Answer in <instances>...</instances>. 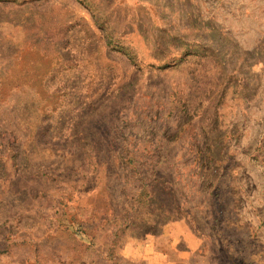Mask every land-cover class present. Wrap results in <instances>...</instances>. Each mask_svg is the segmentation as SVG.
<instances>
[{"label":"rangeland","instance_id":"obj_1","mask_svg":"<svg viewBox=\"0 0 264 264\" xmlns=\"http://www.w3.org/2000/svg\"><path fill=\"white\" fill-rule=\"evenodd\" d=\"M0 264H264V0H0Z\"/></svg>","mask_w":264,"mask_h":264}]
</instances>
